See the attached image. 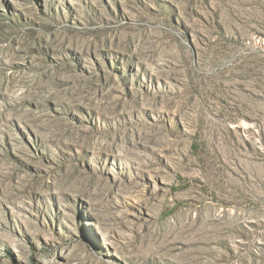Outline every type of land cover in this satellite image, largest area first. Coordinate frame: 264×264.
<instances>
[{"label": "rangeland", "instance_id": "rangeland-1", "mask_svg": "<svg viewBox=\"0 0 264 264\" xmlns=\"http://www.w3.org/2000/svg\"><path fill=\"white\" fill-rule=\"evenodd\" d=\"M0 264H264V0H0Z\"/></svg>", "mask_w": 264, "mask_h": 264}]
</instances>
